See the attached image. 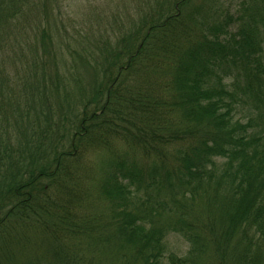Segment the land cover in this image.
I'll use <instances>...</instances> for the list:
<instances>
[{
  "label": "trees",
  "instance_id": "1",
  "mask_svg": "<svg viewBox=\"0 0 264 264\" xmlns=\"http://www.w3.org/2000/svg\"><path fill=\"white\" fill-rule=\"evenodd\" d=\"M122 4L0 0V264H264V0Z\"/></svg>",
  "mask_w": 264,
  "mask_h": 264
},
{
  "label": "rangeland",
  "instance_id": "2",
  "mask_svg": "<svg viewBox=\"0 0 264 264\" xmlns=\"http://www.w3.org/2000/svg\"><path fill=\"white\" fill-rule=\"evenodd\" d=\"M125 0H62L66 7V13L69 17L75 20L76 23L82 21L84 18V12L89 8L103 10L102 14L105 16L110 15V12L115 8L121 10L123 13V3ZM131 2H129L130 4ZM128 4V6H129ZM127 9V8H126ZM125 9V10H126ZM125 12V11H124ZM119 14L120 16L123 14ZM130 15H126V12L121 21H125L126 18L129 19ZM71 19V20H72ZM77 24H74V29ZM71 30V29H70ZM168 251L174 252L177 255H183L186 251L187 245L177 236H172L167 239Z\"/></svg>",
  "mask_w": 264,
  "mask_h": 264
}]
</instances>
